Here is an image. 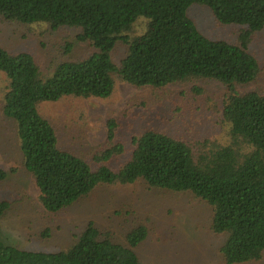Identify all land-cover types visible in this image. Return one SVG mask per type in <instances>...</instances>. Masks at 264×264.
Wrapping results in <instances>:
<instances>
[{
    "label": "trees",
    "instance_id": "1",
    "mask_svg": "<svg viewBox=\"0 0 264 264\" xmlns=\"http://www.w3.org/2000/svg\"><path fill=\"white\" fill-rule=\"evenodd\" d=\"M193 5L208 7L216 27L234 38L203 33L187 14ZM0 20L47 26L63 43L45 68L29 51L0 46L2 111L17 124L24 169L48 212L98 186L142 183L209 207L227 264L263 259L264 93L241 87L264 69L255 46L264 44V0H0ZM210 82L219 85L215 123L222 131L199 132L198 103L158 106L170 94L187 95L189 85L204 96ZM121 84L137 92L108 119L99 146L86 141L85 112L61 129L42 111L67 97L110 99ZM7 178L0 165V220L13 206L1 195ZM105 228L88 222L70 248L51 253L5 244L0 231V264H141L136 250L148 225L140 221L124 238Z\"/></svg>",
    "mask_w": 264,
    "mask_h": 264
},
{
    "label": "rangeland",
    "instance_id": "2",
    "mask_svg": "<svg viewBox=\"0 0 264 264\" xmlns=\"http://www.w3.org/2000/svg\"><path fill=\"white\" fill-rule=\"evenodd\" d=\"M187 14L203 33L219 38H234L227 29L216 27L208 7L193 5ZM59 39V33L50 31L47 26H23L0 20V46L8 50L31 52L44 68L51 58L61 53L63 43ZM258 44L255 43V46L264 65V44ZM6 84L5 74L0 73V165L8 172L1 195L13 202L12 209L0 220L1 238L5 244L25 251L59 252L71 247L75 235L88 222H97L124 238L135 224L143 221L148 225L149 236L136 250L141 264H227L221 254L224 237L211 231L209 207L193 202L186 196L148 190L142 183L98 186L89 196L66 209L58 213L48 212L38 200L39 191L34 179L24 169L17 124L2 111L1 99ZM217 86L218 83L210 82L205 85L209 94L199 96L197 92H192L193 88L189 85L187 95L177 97L170 94L158 106L162 105L166 111H175L180 105L181 108L185 104L198 103L199 107L193 105L203 112L201 121L195 126L199 127V132L222 131L224 126L215 123L219 116L215 106L219 94ZM241 89L264 93V69L255 83ZM136 92L137 89L131 85L121 84L110 99L67 97L43 105L42 111L61 129L67 119L75 120L85 112L89 127L86 141L89 146L96 147L107 140L108 119L118 117L128 99ZM174 114L178 116L179 112ZM63 132L65 139H68L66 131ZM244 264H264V257L258 262Z\"/></svg>",
    "mask_w": 264,
    "mask_h": 264
}]
</instances>
